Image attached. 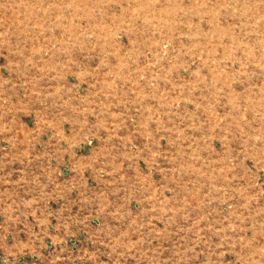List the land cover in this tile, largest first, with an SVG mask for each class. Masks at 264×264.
Here are the masks:
<instances>
[{
	"label": "rangeland",
	"instance_id": "374dc122",
	"mask_svg": "<svg viewBox=\"0 0 264 264\" xmlns=\"http://www.w3.org/2000/svg\"><path fill=\"white\" fill-rule=\"evenodd\" d=\"M0 264H264V0H0Z\"/></svg>",
	"mask_w": 264,
	"mask_h": 264
}]
</instances>
